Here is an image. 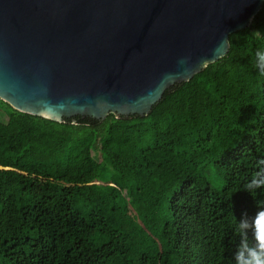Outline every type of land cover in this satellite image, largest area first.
<instances>
[{
    "label": "trees",
    "instance_id": "obj_1",
    "mask_svg": "<svg viewBox=\"0 0 264 264\" xmlns=\"http://www.w3.org/2000/svg\"><path fill=\"white\" fill-rule=\"evenodd\" d=\"M258 49L264 0L146 114L59 121L0 98V264H235L239 219L264 210L246 190L264 170Z\"/></svg>",
    "mask_w": 264,
    "mask_h": 264
},
{
    "label": "water",
    "instance_id": "obj_2",
    "mask_svg": "<svg viewBox=\"0 0 264 264\" xmlns=\"http://www.w3.org/2000/svg\"><path fill=\"white\" fill-rule=\"evenodd\" d=\"M262 1L0 0V98L59 121L146 114Z\"/></svg>",
    "mask_w": 264,
    "mask_h": 264
},
{
    "label": "clouds",
    "instance_id": "obj_3",
    "mask_svg": "<svg viewBox=\"0 0 264 264\" xmlns=\"http://www.w3.org/2000/svg\"><path fill=\"white\" fill-rule=\"evenodd\" d=\"M227 47V39L222 38L217 47L213 50L215 55L219 48ZM256 67L264 73V49H258L255 53ZM190 57H183L178 64L185 66L184 72L189 71ZM203 60L201 61V63ZM166 76L168 74H165ZM264 188V170L259 171L246 185L247 191H256ZM251 231L255 240L254 244L248 241V232ZM237 233L240 235V244L235 253V264H264V210L257 212L255 217L244 214L238 222Z\"/></svg>",
    "mask_w": 264,
    "mask_h": 264
},
{
    "label": "rangeland",
    "instance_id": "obj_4",
    "mask_svg": "<svg viewBox=\"0 0 264 264\" xmlns=\"http://www.w3.org/2000/svg\"><path fill=\"white\" fill-rule=\"evenodd\" d=\"M163 212L154 214L152 217H150L144 225L147 227V229L153 230L163 219ZM160 249L163 253H169V245H164V249L162 248L163 245H159Z\"/></svg>",
    "mask_w": 264,
    "mask_h": 264
}]
</instances>
